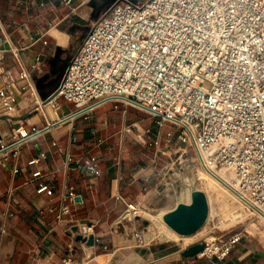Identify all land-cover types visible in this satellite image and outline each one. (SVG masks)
<instances>
[{"label":"crops","instance_id":"0c3cea01","mask_svg":"<svg viewBox=\"0 0 264 264\" xmlns=\"http://www.w3.org/2000/svg\"><path fill=\"white\" fill-rule=\"evenodd\" d=\"M113 2L0 0V89L11 84L15 98L12 119L0 109V264H63L68 257L73 264H233L232 251L221 260L184 259V247L164 253L165 246H142L136 221L121 220L126 204L156 201L157 176L170 166L162 149L182 146L177 126L117 100L79 116L58 97L37 107L54 97L69 61ZM21 69L32 89L19 79ZM132 124L139 132L123 135ZM92 159L97 176L86 170ZM195 170L187 166L186 183ZM40 185L51 194L37 192ZM64 207L68 213L57 219ZM262 254L245 248L235 264H264Z\"/></svg>","mask_w":264,"mask_h":264},{"label":"built area","instance_id":"2783aa9c","mask_svg":"<svg viewBox=\"0 0 264 264\" xmlns=\"http://www.w3.org/2000/svg\"><path fill=\"white\" fill-rule=\"evenodd\" d=\"M19 79L32 89L29 72L21 69ZM10 87L0 89L7 121L15 107ZM56 97L74 106V116L117 100L177 126L181 148L162 153H180L179 166L193 164L192 154L205 173L230 176L235 198L264 220V0H119L90 28L54 97L37 107ZM137 132V124L121 130ZM86 170L100 173L94 159ZM37 192L51 194L42 185ZM138 208L126 204L121 220L138 219ZM67 213L62 208L57 219ZM229 249L205 244L197 257L221 260Z\"/></svg>","mask_w":264,"mask_h":264},{"label":"rangeland","instance_id":"374dc122","mask_svg":"<svg viewBox=\"0 0 264 264\" xmlns=\"http://www.w3.org/2000/svg\"><path fill=\"white\" fill-rule=\"evenodd\" d=\"M117 1L119 0H114L113 4ZM128 1L142 2V0ZM94 6L96 7L97 4H94ZM106 10L107 8L102 10L103 14ZM179 154L171 153V155H168L170 166L157 176L156 183L159 185V194L156 201L145 206H139L138 215L140 217L130 220L132 222L136 221L139 244L142 246H165L167 249L164 253H175L183 247L197 243H205L212 247L230 246L227 256L232 251L229 258H231L233 264H235L237 253L245 248H254L264 252V220L251 215L228 189L226 190L221 183L207 172L205 173L197 165L195 156L192 154H190V158L196 170L191 171L189 175L193 173L195 180L192 183H186L183 178L186 175L187 166L178 165L182 162ZM216 172L217 177L225 175L227 179L230 178L222 172ZM223 183L227 185L228 182L224 181ZM191 190L202 191L206 196L209 208L206 223L197 233L188 236L191 241H185V237L181 236L177 239L161 240L158 237L161 232L160 227L147 216L155 217L163 223L161 220L162 215L172 210L178 203L188 202ZM238 236H242L241 239L229 245Z\"/></svg>","mask_w":264,"mask_h":264},{"label":"water","instance_id":"95a60500","mask_svg":"<svg viewBox=\"0 0 264 264\" xmlns=\"http://www.w3.org/2000/svg\"><path fill=\"white\" fill-rule=\"evenodd\" d=\"M209 214L208 203L205 194L199 190H191L189 201L178 203L172 210L165 212L162 216L163 223L175 234L188 237L199 231L207 221ZM77 240L92 245L93 240H85L78 237ZM205 248L204 243L188 246L181 252L184 259L197 257Z\"/></svg>","mask_w":264,"mask_h":264},{"label":"bare ground","instance_id":"6f19581e","mask_svg":"<svg viewBox=\"0 0 264 264\" xmlns=\"http://www.w3.org/2000/svg\"><path fill=\"white\" fill-rule=\"evenodd\" d=\"M217 172H209L208 174L210 175V176H212L214 179H216L219 183H221L223 186H224V188L227 190H229L230 191V193L232 192V190L229 188V182H230V179H231V177L230 178H228L227 179V177L224 175V176H219V177H217L216 174ZM228 182L227 183V185L226 184H224L223 182ZM190 194V193H189ZM231 194H233V192L231 193ZM234 195V194H233ZM145 216H147V215H145ZM163 216V215H162ZM149 219H151L153 222H155L159 227H160V229H161V232L159 233V235H158V237H160V239L161 240H169V239H177L178 237H180L179 235H177V234H175L173 231H171L164 223H161V222H159V220L158 219H156L155 217H149V216H147ZM150 220V221H151ZM161 220H162V217H161ZM151 221V222H152ZM163 222V221H162ZM198 232V231H197ZM196 232V233H197ZM194 235V234H193ZM192 236V235H191ZM182 237V236H181ZM185 241H191V238L190 237H185Z\"/></svg>","mask_w":264,"mask_h":264}]
</instances>
